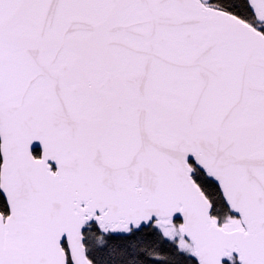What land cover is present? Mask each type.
<instances>
[{
    "label": "snow or ice",
    "instance_id": "6c2138e0",
    "mask_svg": "<svg viewBox=\"0 0 264 264\" xmlns=\"http://www.w3.org/2000/svg\"><path fill=\"white\" fill-rule=\"evenodd\" d=\"M0 264H264V0H0Z\"/></svg>",
    "mask_w": 264,
    "mask_h": 264
}]
</instances>
